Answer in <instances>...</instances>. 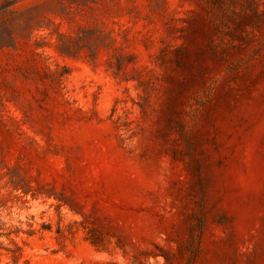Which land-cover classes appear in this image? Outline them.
I'll return each instance as SVG.
<instances>
[{
	"label": "rangeland",
	"instance_id": "rangeland-1",
	"mask_svg": "<svg viewBox=\"0 0 264 264\" xmlns=\"http://www.w3.org/2000/svg\"><path fill=\"white\" fill-rule=\"evenodd\" d=\"M0 264H264V0H0Z\"/></svg>",
	"mask_w": 264,
	"mask_h": 264
}]
</instances>
